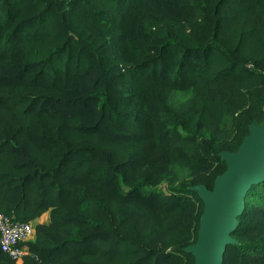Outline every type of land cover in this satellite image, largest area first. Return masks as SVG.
Returning <instances> with one entry per match:
<instances>
[{
    "label": "trees",
    "instance_id": "16d2710c",
    "mask_svg": "<svg viewBox=\"0 0 264 264\" xmlns=\"http://www.w3.org/2000/svg\"><path fill=\"white\" fill-rule=\"evenodd\" d=\"M241 1L0 0V212L38 220L32 256L0 250V264H194L185 248L203 203L190 188L212 189L227 169L219 154L264 122L234 117L237 149L212 152L167 93L203 91L225 107L244 95L236 81L249 36L234 48L221 41L233 22L225 8ZM252 106L264 114V91ZM178 161L195 165L193 181L164 193L161 177ZM232 237L222 264H264V181L246 194Z\"/></svg>",
    "mask_w": 264,
    "mask_h": 264
},
{
    "label": "rangeland",
    "instance_id": "374dc122",
    "mask_svg": "<svg viewBox=\"0 0 264 264\" xmlns=\"http://www.w3.org/2000/svg\"><path fill=\"white\" fill-rule=\"evenodd\" d=\"M225 9L230 18H233V22L231 26L230 23L228 24L231 28L224 33L227 36L222 37L221 41L226 46L234 48L238 46L242 34L245 38L249 36L239 51L246 62V66L240 68V71L244 73H238L240 77L236 81V86L242 88L244 95L226 99L231 106H238L239 109L213 103L211 98L203 91H200L199 94L193 93L183 96L167 93L178 114L183 117L190 115L191 120L187 126V131L197 133L201 143L210 148L212 152H218L222 149H237L238 144L233 127L234 117L243 114L248 118L251 117L256 123L264 122L263 112H259L252 106L255 96L264 91V64L261 66L259 63L256 64L257 60L264 55V0H250L246 3L241 1L234 5L228 4ZM229 15L226 14V16ZM197 17L199 21L204 18L202 14L197 15ZM206 24L207 22L204 21L203 26H206ZM190 28L192 27L188 25L186 20H182L177 24V29L180 30L182 35H185ZM248 31H251V33H248ZM250 69H254L256 73L249 75ZM230 112H234V115L229 114ZM179 130L183 132L181 128ZM176 163L161 177L162 180L157 188L164 193H167L170 186L178 187L190 184L193 181V175L196 174L192 169L195 167L192 162L178 161ZM212 164L204 168V172L208 177L212 176L213 170L217 168L216 164ZM195 171H198V169ZM256 198L259 200V195ZM46 216L44 215L42 218H46ZM29 223L35 228L38 220H31ZM32 239L36 240L35 234ZM185 241L190 242L191 238L187 235L182 242Z\"/></svg>",
    "mask_w": 264,
    "mask_h": 264
},
{
    "label": "water",
    "instance_id": "95a60500",
    "mask_svg": "<svg viewBox=\"0 0 264 264\" xmlns=\"http://www.w3.org/2000/svg\"><path fill=\"white\" fill-rule=\"evenodd\" d=\"M219 156L227 169L214 179L212 189L202 184L190 188L203 203L197 240L185 248L194 264H222L226 248L237 244L232 233L245 208L246 194L264 181V124H251L238 150Z\"/></svg>",
    "mask_w": 264,
    "mask_h": 264
},
{
    "label": "built area",
    "instance_id": "2783aa9c",
    "mask_svg": "<svg viewBox=\"0 0 264 264\" xmlns=\"http://www.w3.org/2000/svg\"><path fill=\"white\" fill-rule=\"evenodd\" d=\"M35 234L31 223L18 221L11 216L0 212V250L12 261H20L32 256L25 245Z\"/></svg>",
    "mask_w": 264,
    "mask_h": 264
},
{
    "label": "crops",
    "instance_id": "0c3cea01",
    "mask_svg": "<svg viewBox=\"0 0 264 264\" xmlns=\"http://www.w3.org/2000/svg\"><path fill=\"white\" fill-rule=\"evenodd\" d=\"M34 241H35V239L34 240L32 239L30 242H34Z\"/></svg>",
    "mask_w": 264,
    "mask_h": 264
}]
</instances>
